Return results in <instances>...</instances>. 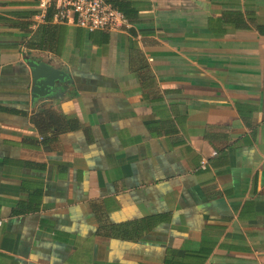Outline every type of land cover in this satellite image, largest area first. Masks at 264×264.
<instances>
[{
  "label": "crops",
  "instance_id": "crops-1",
  "mask_svg": "<svg viewBox=\"0 0 264 264\" xmlns=\"http://www.w3.org/2000/svg\"><path fill=\"white\" fill-rule=\"evenodd\" d=\"M38 1L0 0V264H264V0H126L127 31Z\"/></svg>",
  "mask_w": 264,
  "mask_h": 264
},
{
  "label": "built area",
  "instance_id": "built-area-1",
  "mask_svg": "<svg viewBox=\"0 0 264 264\" xmlns=\"http://www.w3.org/2000/svg\"><path fill=\"white\" fill-rule=\"evenodd\" d=\"M37 9L42 19L49 14L51 22H69L89 31H127L131 27L125 15L105 0H39ZM200 166L207 168V160L203 158Z\"/></svg>",
  "mask_w": 264,
  "mask_h": 264
},
{
  "label": "water",
  "instance_id": "water-1",
  "mask_svg": "<svg viewBox=\"0 0 264 264\" xmlns=\"http://www.w3.org/2000/svg\"><path fill=\"white\" fill-rule=\"evenodd\" d=\"M28 65L32 78L33 98H54L68 81V72L51 59L33 58L28 61Z\"/></svg>",
  "mask_w": 264,
  "mask_h": 264
},
{
  "label": "trees",
  "instance_id": "trees-1",
  "mask_svg": "<svg viewBox=\"0 0 264 264\" xmlns=\"http://www.w3.org/2000/svg\"><path fill=\"white\" fill-rule=\"evenodd\" d=\"M108 4L112 5L114 8L118 9L121 11L125 17L128 19L130 23H133L135 21V17L137 13L133 8H131L130 3L127 2L126 0H105ZM50 16L49 14L46 17V20H49ZM27 47H36L34 44L33 40L29 39L26 42Z\"/></svg>",
  "mask_w": 264,
  "mask_h": 264
}]
</instances>
